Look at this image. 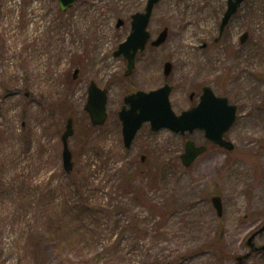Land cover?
I'll return each instance as SVG.
<instances>
[{"label":"rangeland","instance_id":"1","mask_svg":"<svg viewBox=\"0 0 264 264\" xmlns=\"http://www.w3.org/2000/svg\"><path fill=\"white\" fill-rule=\"evenodd\" d=\"M192 1L160 0L149 31L168 39L127 77L114 54L148 0H77L66 12L58 0H0V264H264L248 245L264 227V0H246L223 33L228 0ZM167 62L178 115L204 86L238 106L233 151L150 124L125 147L124 99L160 88ZM91 82L108 90L103 126L85 111ZM188 140L208 151L185 167Z\"/></svg>","mask_w":264,"mask_h":264},{"label":"water","instance_id":"2","mask_svg":"<svg viewBox=\"0 0 264 264\" xmlns=\"http://www.w3.org/2000/svg\"><path fill=\"white\" fill-rule=\"evenodd\" d=\"M246 0H228L227 10L222 19L220 33H223L232 17L239 11ZM60 7L66 12L75 5L77 0H59ZM160 0H148L145 12L137 13L132 17V30L127 40L122 43L115 52V58L123 56L128 61L125 76H130L136 65V57L139 52L146 50L152 35L148 28L151 22L153 10ZM122 22H120V25ZM169 30L167 28L154 40L152 47L162 46L168 39ZM248 34L241 38L245 43ZM172 64H165V73L169 75ZM78 71H76L75 78ZM172 88L165 85L160 89L145 92L138 91L125 97V105L118 114L122 123V133L124 145L130 149L137 137L138 132L145 124H150L151 131L158 132L168 129L176 134L190 135L196 131L205 133V139L227 151H233L235 146L232 142L224 139L237 120L238 107L230 104L226 97L217 96L210 87H205L200 103L191 110L177 115L171 104ZM108 90L100 88L95 82H91L88 91V101L85 111L88 113L93 126H103L108 120ZM74 134V120L69 118L66 124V130L62 136L63 143V165L66 172L71 173L74 168V156L69 147V139ZM205 145L198 146L192 140H188L185 146V152L181 156L183 166L190 167L200 156L207 152ZM145 161V158H142ZM214 207L218 215H223L222 199L219 196L212 198ZM264 232V227L253 234L248 245L253 251H262L264 247H255L254 240L256 236ZM252 253L239 259L243 261L248 259Z\"/></svg>","mask_w":264,"mask_h":264},{"label":"flooded vegetation","instance_id":"3","mask_svg":"<svg viewBox=\"0 0 264 264\" xmlns=\"http://www.w3.org/2000/svg\"><path fill=\"white\" fill-rule=\"evenodd\" d=\"M59 1V0H58ZM59 7H60V2H59ZM60 10H61V7H60ZM62 11V10H61ZM233 18V17H232ZM222 23V22H221ZM230 23V22H229ZM228 26V25H227ZM226 26V27H227ZM220 27H221V25H220ZM226 29V28H225ZM224 29V30H225ZM224 32V31H223ZM169 35V34H168ZM150 47H151V45H149ZM161 47V46H160ZM160 47H155V48H160ZM153 48V47H152ZM148 49V48H147ZM146 49V50H147ZM145 50V51H146ZM171 63V62H170ZM172 64V63H171ZM173 69H174V66H173V64H172V68H171V72H170V74L169 75H166V73H165V66H164V76L166 77V79L163 81V83H162V85H161V87L160 88H162L163 86H165V85H169L171 88H172V91H171V96H170V99H171V97H172V95H173V93L175 92V87H174V85L173 84H171L170 82H169V78L171 77V75L173 74ZM79 72V71H78ZM78 74V73H77ZM160 88H158V89H160ZM157 90V89H156ZM204 90H205V86L202 88V92L199 94L197 91H192L190 94H189V96H188V99L190 100V102L191 103H193L194 105L190 108V109H192L193 107H195L196 105H198L199 103H200V101H201V97H202V95H203V93H204ZM215 93V92H214ZM216 94V93H215ZM218 96V95H217ZM220 97H224V96H220ZM227 98V97H226ZM229 99V98H228ZM229 102H230V100H229ZM171 103H172V100H171ZM231 103V102H230ZM232 104V103H231ZM233 105H235V104H233ZM237 106V105H236ZM238 107V106H237ZM190 109H188V110H190ZM185 111H187V110H185ZM184 112V111H183ZM183 112H181V113H183Z\"/></svg>","mask_w":264,"mask_h":264},{"label":"bare ground","instance_id":"4","mask_svg":"<svg viewBox=\"0 0 264 264\" xmlns=\"http://www.w3.org/2000/svg\"><path fill=\"white\" fill-rule=\"evenodd\" d=\"M191 1H192V0H191ZM194 3H196V1H194V2L192 1V6H193V4H194ZM186 11H187V10H186ZM183 12H185V11H183ZM53 40H55V38H54V37L52 38V40H51V41L53 42Z\"/></svg>","mask_w":264,"mask_h":264}]
</instances>
